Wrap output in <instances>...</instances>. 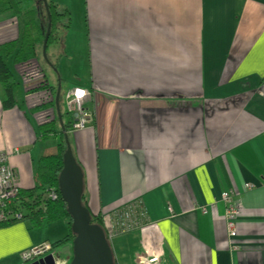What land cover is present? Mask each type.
<instances>
[{
  "label": "crops",
  "instance_id": "1",
  "mask_svg": "<svg viewBox=\"0 0 264 264\" xmlns=\"http://www.w3.org/2000/svg\"><path fill=\"white\" fill-rule=\"evenodd\" d=\"M50 1L70 13L64 41L47 48L61 73L62 124L70 129L74 120L72 90L89 94L82 107L92 126L68 133L87 207L106 226L118 206L139 201L147 212L145 226L117 240L121 264L141 256L159 264H264V0ZM17 35L11 12L0 13V45ZM22 66H13L20 107L2 109L0 85V153L25 191L57 141L38 137L42 110L30 105L45 99L44 90L27 91L37 78L25 80ZM42 67L39 82L55 93L58 122L56 76L51 82ZM224 191L239 198L234 240ZM27 223L0 227V264H21V254L43 242Z\"/></svg>",
  "mask_w": 264,
  "mask_h": 264
},
{
  "label": "trees",
  "instance_id": "2",
  "mask_svg": "<svg viewBox=\"0 0 264 264\" xmlns=\"http://www.w3.org/2000/svg\"><path fill=\"white\" fill-rule=\"evenodd\" d=\"M46 6L47 10L42 0H0V13L10 11L18 26L17 37L0 45V84L4 90V96L1 101L3 110L20 107L24 102L22 99L23 89L13 78L14 75L8 64L9 61L12 62L13 66L22 65L28 61L38 60L42 64L45 62L42 57V47L48 25L47 13L50 15V33L47 48L53 43H62L64 34L69 29L70 13L68 9L50 0H47ZM43 83L48 87L45 81ZM38 90L40 91L41 89L38 88ZM53 101H49L48 105L44 104L43 106H53ZM63 126L68 134L71 128L69 129L65 124ZM38 137L43 141L56 139V150L53 154L43 156L38 160L35 171V187L30 190H20L13 208H21L20 212H22L23 217L19 222L26 221L34 228L43 225V221L52 222L64 219L69 227V234L60 241L52 243L53 247H56L68 239H71L72 242L74 235L70 231V217L58 191V175L62 169V156L66 150V144L55 116L48 122L39 125ZM48 189H54L58 194L56 200L51 201L46 197L45 194ZM82 204L87 208L84 195L82 196ZM90 215L91 223L100 226L105 233L104 218L91 213ZM15 222L17 221H7L2 223L0 227L11 225Z\"/></svg>",
  "mask_w": 264,
  "mask_h": 264
},
{
  "label": "built area",
  "instance_id": "3",
  "mask_svg": "<svg viewBox=\"0 0 264 264\" xmlns=\"http://www.w3.org/2000/svg\"><path fill=\"white\" fill-rule=\"evenodd\" d=\"M88 95L86 89L76 87L68 96V107L74 112V120L71 125L72 131L87 128L92 121L90 113L82 107V102ZM7 159L8 156L6 154L0 153V225L10 220L20 221L23 217L22 212H20L21 208H13L15 207L14 202L18 197L20 188L16 174L8 165ZM45 195L51 201L56 200L58 196L54 189H48ZM238 199L229 191L222 192L220 196V200L225 207L224 216L230 240H233L236 236V221L240 209ZM202 212L205 213V210L202 209ZM146 221L147 212L141 202L134 201L127 205L118 206L108 216L106 237L113 240L130 231L139 230L146 225ZM55 251V247L49 242L34 245L21 254V264H40L41 260L49 255L52 257L54 264L69 263L66 257L59 256ZM136 264H159V260L141 256L137 258Z\"/></svg>",
  "mask_w": 264,
  "mask_h": 264
},
{
  "label": "water",
  "instance_id": "4",
  "mask_svg": "<svg viewBox=\"0 0 264 264\" xmlns=\"http://www.w3.org/2000/svg\"><path fill=\"white\" fill-rule=\"evenodd\" d=\"M47 10V0H42ZM48 16V25L43 40L42 56L48 62L46 56L47 39L50 33V15ZM59 92L60 84L57 85L55 95V106L58 122L61 126L66 150L62 156V169L58 175V191L61 200L64 202L66 212L70 217V231L74 235L72 240V255L68 264H114L113 254L108 245L105 233L102 228L91 223V215L82 204L83 196V174L81 167L76 162L67 133L63 127L59 110ZM40 264H54L49 255Z\"/></svg>",
  "mask_w": 264,
  "mask_h": 264
},
{
  "label": "rangeland",
  "instance_id": "5",
  "mask_svg": "<svg viewBox=\"0 0 264 264\" xmlns=\"http://www.w3.org/2000/svg\"><path fill=\"white\" fill-rule=\"evenodd\" d=\"M46 30H47V27H46ZM49 38V37H48ZM47 42H48V39H47ZM46 51H47V45H46ZM47 53V52H46ZM47 56V55H46ZM43 57V56H42ZM44 59V58H43ZM45 61V60H44ZM32 61H28V62H25V63H23L22 65H24V66H22V65H19V66H22V68H21V70H25V71H23V75H22V77L25 79V80H28V79H30V78H37V84L34 86V87H31V86H33V85H31V86H27V87H30V88H28L27 89V91L28 92H32V91H35V90H37V88H39V89H42V90H44V94H43V96L45 97V99H43L42 101H41V103L39 102L38 104L36 103L37 102V100L35 99V104L34 105H30L31 107V111H34V112H39L40 110H42V113H41V115H37V118H38V120H39V122L42 124V123H45V122H48L51 118H53V116H54V110H53V106H48V107H51L52 108V111H51V113H50V111H47L46 112V109H49L48 107H46V106H43L44 104L45 105H48L47 103L49 102V101H53L54 100V94L55 93H52L50 90H47V89H44V88H47V87H44V83H43V81H41V82H39V80H41V78H38V76H40L41 75V73H42V70L40 69V68H42L43 69V67L42 66H46L47 68H50L49 70L52 72V73H50V71H49V74H50V76L51 77H49L50 79V81L51 82H53V76H54V74H55V76H56V80L55 81H57V84L58 83H60V82H58L59 81V79H58V76H59V73H60V71L58 72V70H56L51 64H50V62H47V61H45L44 62V64H42L40 61H39V63H38V66H35L34 64H33V66H31L30 64H32L31 63ZM9 66H10V68H11V71L13 72V78L15 79V81L17 82V80H16V78H15V71L13 70V64H12V62L11 61H9ZM42 64V65H41ZM17 67V66H16ZM69 67H71V64L69 65ZM77 67V64H74L73 65V69H75ZM73 69H69L68 71L69 72H71ZM19 71V70H18ZM61 74V73H60ZM36 82V81H35ZM19 83V82H18ZM20 84V83H19ZM77 84V82L75 81V80H72V79H70V84H69V87L71 88L73 85H76ZM1 85V84H0ZM21 85V84H20ZM27 85V84H26ZM65 86V89H67L68 87L66 86V85H64ZM22 87V86H21ZM68 89V91L69 90H71V89ZM23 89V88H22ZM31 89H33V90H31ZM30 90V91H29ZM48 91H50L51 92V94L48 92ZM63 97V96H62ZM88 98V96L86 97V99ZM86 99L84 100V101H86ZM67 100H68V98H67ZM54 102V101H53ZM30 104H31V102H30ZM41 105V106H40ZM69 111L73 114L74 112H73V110L72 109H70L69 108ZM69 112V114H71ZM44 113H45V116H44ZM90 113V112H89ZM90 115H91V119H92V121H91V123H90V125L89 126H92V122H93V117H92V114L90 113ZM60 125V124H59ZM71 125H72V123H71ZM88 126V127H89ZM64 127V126H63ZM60 128H61V126H60ZM65 129V128H64ZM71 131V130H70ZM62 132V131H61ZM67 133V132H66ZM63 134V133H62ZM67 137H68V134H67ZM46 156V155H45ZM88 208V207H87ZM89 210V209H88ZM111 213V212H110ZM109 213V214H110ZM109 214H108V216H109ZM97 215H100L101 217H104L103 215H101V214H97ZM224 220H225V216H224ZM11 221V220H10ZM14 221V220H13ZM19 221H17V222H15V223H18ZM225 222H226V220H225ZM237 222V221H236ZM43 225H41L42 227H30V229H32V236L34 235L35 236V238H37L39 241H43V242H49V243H54V242H56L58 239H59V241L61 240V239H63L62 237H64V236H67L68 234H69V227H68V225H67V223H66V221L64 220V219H59V220H56V221H52V222H47V221H43ZM27 225H28V223H27ZM141 229V228H140ZM139 229V230H140ZM138 229L137 230H134V231H130L129 233H126V234H123V235H120V236H118V237H116V238H114L113 240L111 239H108L107 237H106V234H107V226H106V232H105V237H106V240H107V242H108V245H109V247H110V249H111V252H112V256H113V260H114V264H121V260H122V258H120V255H119V253H118V242H117V240H119L121 237H123V236H125V235H128V234H132V233H136V232H138L139 231ZM226 231H227V224H226ZM227 235H228V232H227ZM236 235H237V230H236ZM229 237V236H228ZM236 237V236H235ZM234 237V238H235ZM234 238H233V240H234ZM230 239V238H229ZM42 243V242H41ZM66 243H68V245L70 246V250H67V251H65L63 248H64V246L66 245ZM40 244V243H39ZM57 249V250H56ZM55 252L59 255V256H62V257H67L68 256V258H70V256L72 255V242H71V239H68V240H66V241H64V242H61L56 248H55ZM67 254H69V255H67ZM129 254H131L130 253V251L129 252H126V255L127 256H129ZM67 255V256H66Z\"/></svg>",
  "mask_w": 264,
  "mask_h": 264
},
{
  "label": "flooded vegetation",
  "instance_id": "6",
  "mask_svg": "<svg viewBox=\"0 0 264 264\" xmlns=\"http://www.w3.org/2000/svg\"><path fill=\"white\" fill-rule=\"evenodd\" d=\"M66 259H68V260H69L70 258H68V256H67V257H66Z\"/></svg>",
  "mask_w": 264,
  "mask_h": 264
}]
</instances>
